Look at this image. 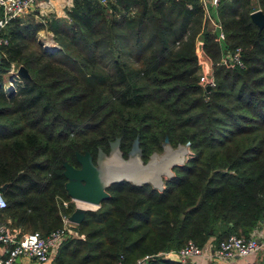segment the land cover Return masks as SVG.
<instances>
[{"label":"trees","instance_id":"trees-1","mask_svg":"<svg viewBox=\"0 0 264 264\" xmlns=\"http://www.w3.org/2000/svg\"><path fill=\"white\" fill-rule=\"evenodd\" d=\"M259 10L264 0H222L211 17L204 0H74L67 18L10 28L0 49V192L8 204L0 221L46 237L76 210L63 202L71 201L64 163L79 167L77 152L96 159L121 138L127 158L139 138L146 161L168 138L174 148L190 144L193 156L164 189L113 184L53 264H132L190 240L251 238L264 223V29L252 19ZM43 29L60 49L30 50ZM23 35L25 45L17 42ZM200 42L214 63L209 93ZM238 48L244 67L223 64Z\"/></svg>","mask_w":264,"mask_h":264},{"label":"built area","instance_id":"built-area-1","mask_svg":"<svg viewBox=\"0 0 264 264\" xmlns=\"http://www.w3.org/2000/svg\"><path fill=\"white\" fill-rule=\"evenodd\" d=\"M222 0H212V6L217 10ZM42 0H0V7L2 8V15L0 16V49L7 47L10 44V38L6 33L7 28L12 22L25 14H28L32 9L41 3ZM108 0H102L103 4H107ZM208 9V7H207ZM209 13H210V9ZM213 16L210 13V17ZM215 28L219 33V40L221 43L225 42V34L223 33L220 24L215 23L212 20ZM227 62L235 63L240 67H244L242 61V49L238 48L232 55L229 54L227 59H224L222 63ZM201 84L207 86V78L205 74L200 75ZM211 87H215V80L210 84ZM71 201H64L63 206L68 207L74 203ZM8 204L0 192V214L7 208ZM71 215H62L63 227L55 230L48 236H43L40 232H32L24 235H19L12 227L10 222L0 221V248L3 251L5 257L0 256V264H15L17 259L21 257H27L32 260H36L39 263H48L51 260V252L53 250L58 251L61 244L69 237V235L75 233L74 225L70 221ZM264 250V239H256L255 237L244 238L237 235L230 236L227 240L215 246L214 257L219 261L228 262L235 257H247L258 254ZM204 247L197 244L195 241L190 240L178 251L161 252L159 254H148L132 264H152L158 258L171 259L172 257L180 258V261L184 264L194 263L198 258L204 254ZM119 264H125L120 262Z\"/></svg>","mask_w":264,"mask_h":264},{"label":"water","instance_id":"water-1","mask_svg":"<svg viewBox=\"0 0 264 264\" xmlns=\"http://www.w3.org/2000/svg\"><path fill=\"white\" fill-rule=\"evenodd\" d=\"M252 19L253 22L260 29H264L263 11L259 10L257 12H254L252 14ZM197 55L199 58V64L200 66H202L203 73L207 78L208 84L206 86V91L207 93H209L212 89L210 84L214 80V63L204 51L203 43L201 42L198 44ZM2 59L3 57L0 56V64H2ZM18 72L19 75L23 78L31 77L29 71L24 66H21ZM163 147L164 149H167V147H171L168 138L163 144ZM179 147L182 148L183 146H179ZM184 147L188 149L190 148V144H187ZM114 154H119L121 158L123 157V152L121 151V138H117L115 141L110 142L109 154H107L103 149H100L96 161L94 156L90 152H86L84 154L77 152L76 159H77V163L79 164V167H76L69 162L64 163V168H65L64 176L67 179L65 187L69 197L73 201L89 204L92 207L101 208L102 203L110 198V193L108 192V189L113 184L121 183L124 181L133 183L134 185L137 186H142L151 183L155 188H158L160 190L164 189V187H162L164 183L163 181L161 182L160 185H157L150 181H135L127 177L117 178V176H113V174H109L108 166ZM136 154L142 157V149L140 147L139 138L135 140L132 149L128 153V157H129L128 160H130V158ZM183 163H181V165ZM175 166H178V164L174 165L173 167ZM173 176L174 174L171 171L168 177L171 178ZM7 187L8 185L3 186L1 188V191H5ZM89 211H92V209L78 207L71 214L69 219L74 225L77 226L81 225L85 220L86 215Z\"/></svg>","mask_w":264,"mask_h":264},{"label":"crops","instance_id":"crops-1","mask_svg":"<svg viewBox=\"0 0 264 264\" xmlns=\"http://www.w3.org/2000/svg\"><path fill=\"white\" fill-rule=\"evenodd\" d=\"M208 9H210V13L212 15L217 14V11L212 6V0H204ZM74 0H42L41 3L36 5L32 11L28 14L23 15L22 17L14 20L12 24L7 28L6 33L8 35L10 28L17 27L24 28L25 26H29L31 24H47L49 20L52 18H67V11L73 6ZM2 14V8L0 7V16ZM17 22V23H16ZM9 36V35H8ZM27 36L23 35L17 39L19 44L25 43L27 41ZM37 45H41L45 49H49L50 46L54 45L56 41L54 40V34L47 29H43L37 32L36 42ZM203 43V42H201ZM8 222L11 223V220ZM251 237H255L256 239H264V223L260 224L251 234ZM217 242L215 238H211L207 241L204 247V254L202 257L198 258L194 263L189 264H264V250L259 252L258 254L247 256V257H235L232 260L225 262L219 261L214 257V250ZM0 248V256L5 257L3 255V251ZM57 255V251L53 250L51 252V260L48 263L44 264H53L54 259ZM173 261H180L178 257H172ZM181 262V261H180ZM15 264H42L36 260L29 259L27 257H21L17 259Z\"/></svg>","mask_w":264,"mask_h":264},{"label":"bare ground","instance_id":"bare-ground-1","mask_svg":"<svg viewBox=\"0 0 264 264\" xmlns=\"http://www.w3.org/2000/svg\"><path fill=\"white\" fill-rule=\"evenodd\" d=\"M182 148L174 151L173 148L167 147V151L161 159L154 158L151 163L149 162L150 164H146L147 166L143 165L138 154L132 156L130 160H125L119 154H114L108 166V173L117 176V178L127 177L135 181H150L160 185L164 174L169 175L174 165L185 161L189 149ZM79 203L82 207H91L89 204Z\"/></svg>","mask_w":264,"mask_h":264},{"label":"rangeland","instance_id":"rangeland-1","mask_svg":"<svg viewBox=\"0 0 264 264\" xmlns=\"http://www.w3.org/2000/svg\"><path fill=\"white\" fill-rule=\"evenodd\" d=\"M262 11V10H261ZM215 23H216V21H214ZM212 23V25L214 26V24H213V22H211ZM214 28H215V26H214ZM216 29V28H215ZM26 44V42L24 43V45ZM28 45H29V48H30V50H34V49H36V47H37V44L34 42V43H31V42H28L27 43ZM198 48V47H197ZM55 49H60V46H59V44L56 42L54 45H52V46H50L49 47V49L48 50H55ZM229 57V53H224L223 54V57H222V61L224 60V59H227ZM212 60V59H211ZM213 61V60H212ZM224 64V63H223ZM20 68V67H19ZM19 68H16L15 66H13V68H12V71L11 72H14V73H17V75H19ZM203 73V68H202V66H201V72H200V75ZM204 74V73H203ZM20 76V75H19ZM214 80H215V78H214ZM6 87L9 89V90H11L12 89V85L13 84H10V80H8L7 79V77H6ZM171 146V145H170ZM184 147V146H183ZM171 148H173L172 150H174V151H178V150H180V149H183V148H180V147H177V148H174V147H172L171 146ZM180 148V149H179ZM189 149V152H188V154L185 156L186 158H185V161H184V163L181 165H179L178 164V166H183L184 164H186V162L193 156V153H192V151H191V149L190 148H188ZM166 149H163V151L162 152H154L153 154H151V156L145 161V160H143V158L141 157V160L143 161V165L144 166H147L146 164H148L149 162L151 163L152 162V160L154 159V158H158V159H161L162 158V156L163 155H165V153H166ZM155 154H157V155H155ZM155 155V156H154ZM152 156H153V158H152ZM124 157V156H123ZM124 159L125 160H128L129 159V157H127V158H125L124 157ZM149 163V164H150ZM178 166H175V167H178ZM175 167H173L172 169H171V171H172V173L173 174H175V172H174V169H175ZM168 179H170L169 177H168V175H166V174H164L163 176H162V181L164 182L163 183V185H162V187H164V185H165V181L166 180H168ZM133 184V183H132ZM149 184H151V183H149ZM152 185V184H151ZM153 186V185H152ZM158 189V188H157ZM160 190V189H159ZM74 204H75V206H76V208H78V207H82V205L79 203V202H74ZM82 208H87V209H92V211H97V210H99L100 208H96V207H82ZM11 226H12V222H11ZM12 228H13V226H12ZM19 235H24V234H27V233H31V232H26V233H21V231L19 230V229H16V228H13ZM75 233H77V231H75ZM71 236H76V237H79L77 234H74L73 233V235H71ZM84 237V236H83ZM83 237H81V238H83Z\"/></svg>","mask_w":264,"mask_h":264},{"label":"flooded vegetation","instance_id":"flooded-vegetation-1","mask_svg":"<svg viewBox=\"0 0 264 264\" xmlns=\"http://www.w3.org/2000/svg\"><path fill=\"white\" fill-rule=\"evenodd\" d=\"M97 160V158L95 159V161Z\"/></svg>","mask_w":264,"mask_h":264}]
</instances>
